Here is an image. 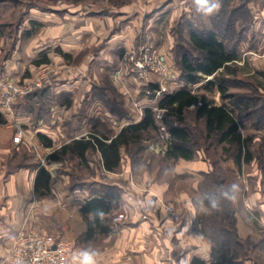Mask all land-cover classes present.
<instances>
[{
  "label": "crops",
  "instance_id": "crops-1",
  "mask_svg": "<svg viewBox=\"0 0 264 264\" xmlns=\"http://www.w3.org/2000/svg\"><path fill=\"white\" fill-rule=\"evenodd\" d=\"M4 1L6 0H0V61L4 60L0 66V92L3 81L11 79L9 77H18L26 70L28 63L25 61H35L46 55L48 63L58 71L59 84L55 91L72 93L77 87L87 97L86 100L77 102L80 106L84 104L86 108L87 114L83 118L77 122L69 118H53L56 124L51 123L42 132L53 140V151L74 139L90 138L92 135L110 137L107 140L109 142L123 127L142 119L139 115L136 118H118L101 101L96 98L89 100L96 83L91 77L97 76L100 70L113 67L119 61L115 54L119 47L132 46L133 27L128 26L134 19L130 18L129 7L121 13H115L112 9L105 12L94 0L90 4L52 5L48 9L30 6L25 18L20 15L18 22L10 25L4 17L1 18V15L5 16ZM17 7L18 4L14 3L12 10ZM120 16H125V21L130 20L124 23L126 30L119 25ZM8 29L11 32L13 30V33ZM129 35L130 40L127 38ZM8 43L13 45L9 54L4 56L2 53ZM36 66L34 62L28 66L27 77L30 71H35ZM107 72L111 73L110 70ZM115 75H118L117 71ZM123 88L126 93H132L129 87ZM136 92L140 94V91ZM194 108L195 106L190 107ZM16 112L14 111V115L4 113L7 123L0 124V264H7L11 243L23 228L24 202L28 199L32 203L38 199L34 193V180L38 169L27 179L22 165L9 164L11 146L17 144L13 141L16 130L12 121L17 119L22 123L24 120L20 115L15 117ZM103 128L109 131L108 135L102 134ZM149 146L151 147L150 144ZM168 147H155L156 156L160 154L167 157ZM125 152L123 150L121 165L115 171H108L103 167L100 151L93 152L98 163L90 159L88 164L82 166L98 175L80 178L77 189L73 191L70 186L67 190L62 188L61 192H57L55 186L60 185H54L52 181V192L57 197L52 200L47 198L44 210L50 211V215H59L60 208L76 207L77 215L84 201L94 195L110 201L112 215L124 214L123 220L113 222L112 233L100 236L104 242L98 251L101 253L100 264H192L194 258H201L204 264H219V257L217 253H213L212 244L199 231L198 218L204 205L199 182L202 173L212 168L210 161L203 157L202 152L193 159L174 160L167 157L171 161V171L165 176L161 163H155L152 156H143L146 163L139 173L140 180L136 181L133 175L134 161ZM244 164L239 170L244 169ZM60 165L59 161L53 162L48 168L53 178L59 175ZM230 166L233 170L238 168L233 160ZM253 170L251 173L256 177L254 194L240 201L242 214L239 212L237 198H234V205L238 208L239 234L243 237H260L261 247V243L264 244V237L261 235L264 233V213L259 222L250 221L251 218L246 213L249 204L264 207V197L257 194L263 187V170L257 167ZM246 183L238 184L237 188L242 185L247 188L248 181ZM161 200L172 202L179 209V220L170 217L160 208L158 204ZM144 214H147V218L143 217ZM80 226L79 231L68 227L64 233L80 237L86 229V224L81 219ZM262 246L264 249V245ZM79 249L85 248L79 247L77 250Z\"/></svg>",
  "mask_w": 264,
  "mask_h": 264
},
{
  "label": "rangeland",
  "instance_id": "rangeland-1",
  "mask_svg": "<svg viewBox=\"0 0 264 264\" xmlns=\"http://www.w3.org/2000/svg\"><path fill=\"white\" fill-rule=\"evenodd\" d=\"M90 1L91 0H6L4 1L6 2V8L3 11L5 16L1 15V18L4 17L6 22L10 23V25H14L15 21L18 22L20 15H23L25 18L26 12L29 11L30 6H39L40 8L48 9L52 5H61L65 3L74 5L90 4ZM94 1L97 2L96 4L98 7L105 9V12L112 9L115 13L116 11L121 13V11H125L126 7H129L128 9L131 11L130 18L132 17L134 19V22L131 23V21L128 26L129 28H131L130 26L133 27L134 41L132 46L128 48H125V46L119 47L118 51L115 52L119 61H116V64H114L113 67L111 66L109 69L105 68L104 70H100V73L97 76L91 77L92 80L99 85L100 89H102V95L104 98L100 97L99 93H96V95L93 93L89 100L93 101V98H96L107 106L108 110L113 107V109H115V113L112 114L118 118H128L130 116L136 118L139 115V109L134 106L133 103L135 101H140L144 105L146 104V106H148V104L155 106L159 104L160 99L166 93L174 92L185 85L199 95H207L215 103H222L223 98L216 88L210 91L209 89H205L203 87L207 80L212 79V76H208L206 79L197 84H187L185 82L182 77V70L178 60L176 61L175 48L180 42L186 50L190 51V53H193L194 55H197L196 50H194L188 42L190 30L189 25L193 24L196 28L204 30L214 29V25H216L218 21L220 24H224L225 31L228 32V34L226 33L229 37L228 43L231 46H237L241 53V60L232 67L237 70L236 73L226 74L230 83L229 89L238 95L246 94L252 98L255 105L252 110L253 114L244 121L242 131L244 134H252L255 140L252 144L254 157L252 161L244 164V169L239 170L237 166V170L231 169L230 163L231 160H233L232 158H222L221 165L225 169L229 168L228 182H231L233 185L235 184L238 186V184L246 183L248 181L247 188L242 187V185L241 188L236 189L234 194V197L238 199L240 207L239 212L241 214L242 204L240 201H242L244 197L248 198L252 196L255 192L254 189L256 187L254 180L256 177L254 176L255 174L251 173L254 171L253 169L255 167L263 170V187L258 190L257 194L259 197H264V75L261 74V72L264 73V0H225L226 2H229L227 7L224 5L223 0H213V2L219 4V8L216 11L220 12V15L217 19L213 17V14L211 16H205L201 12L197 11L198 6L196 5L195 0ZM14 3L18 4L16 10H12V5ZM123 19H125V16H120L118 18L119 25L123 26L126 30V24L124 23L130 20L128 19L125 21ZM0 21H2V19ZM231 23L234 25L230 27ZM8 30L10 33H13V30L12 32L10 29ZM127 38L130 40L131 36L129 35ZM144 43H150L158 53L165 57L162 70L156 73L157 75H160V77L152 75L149 80L150 84L156 83L160 86V88L158 90L150 89L151 93L148 95L146 94V91L144 92L143 90L144 86L142 87L138 82V79L135 77H120L118 76L119 74L115 75L116 71L118 73L121 60L127 51L137 49L139 45ZM12 45L13 44L10 43L6 44V50L2 53V55H8ZM3 61L4 60L0 61V66ZM33 62L34 60L31 59L25 61V63H28L26 67L28 68L31 63L33 64ZM37 67L39 66H36V68ZM27 68L18 77L13 76L14 78H9L16 80L24 79L27 77L26 73L29 72ZM108 70H110V74L107 72ZM32 74L33 72L31 73L30 71L29 76ZM56 83L58 85L59 80H56ZM124 86L129 87L132 93H126L123 88ZM136 91H140V94L138 95V92ZM57 94L58 93L54 90V94H50L49 97L38 98V100L34 102L32 100H21L16 104V109L14 108V111H17L15 113V117L20 115V117L24 119H22V123H19V121L15 119L23 131V138L20 142H16L13 139V141L17 144H13V146H11L12 153L9 157V164L11 166L22 165L27 179H29L35 170L40 166L50 168L53 162H58L49 158L54 146L45 147L39 140L38 133L46 131L45 129L51 126L50 124L54 123L53 121H56L52 120L53 118L60 117V119L64 120L69 118L70 120H75V122H77L87 114L86 108L83 106L84 104L82 106H80L81 104H77L78 101L87 99L86 96L84 97V93L81 94V92L77 90V87L74 88L71 93V97H68L72 100V104L70 106L65 102L66 97H59ZM152 94H155V97H152ZM30 103L34 105V109H29ZM96 110L101 111L99 108H96ZM192 110L194 109H189L186 112L188 115L187 119L189 121L194 119V114L191 113ZM251 121L257 124L260 123L259 127L256 128L250 125ZM12 122L15 127L14 120ZM163 123L166 126V131L168 132L167 122L164 120V117ZM201 125L202 123H198L197 133L198 128ZM15 130H17L16 127ZM101 132L103 135H108L107 133H109L106 128H103ZM197 135L200 138L199 133ZM200 141L203 142L204 139L200 138ZM159 145H164L165 148L168 147L169 137H162L158 128L157 130H150L143 133L141 140L135 141L130 146V150H125V153L129 154L134 161L135 169L133 175L136 181L139 179V173L143 170L142 166L146 163L143 156H152L155 163H161L164 175L171 171V161L167 158L168 156L164 157L160 154L159 156H156V150L154 148L159 147ZM223 145L225 146L226 144ZM223 145H220L217 148L220 151L219 154H222ZM158 151L159 150L157 149V153ZM90 159L95 163H98L94 153L90 154ZM59 162H61L60 173L57 178L52 177L54 185H60L55 186L57 192H61L62 188L67 190V187L70 186H72L71 191H73L77 189L80 178L84 176H96V174L98 175L95 171L85 169L80 160L71 155L66 156ZM65 183L66 185H64ZM54 197H57V195L51 191V193L46 197L36 196V198H38L37 201L34 200L30 203V200L27 199V202H24L23 229L27 227L28 229L35 228L48 236L54 237L55 239H72L74 240V248L76 250L79 247H83L99 251L104 244L101 240L102 238L98 237L97 240L92 242H83L81 238L82 234L80 237H76L74 235L64 233L65 228L68 227H72L79 231L81 229L80 219L85 223L81 213L76 215L75 212H78L76 207H73L72 209L60 208L61 212L59 215H50V211L44 210L46 209L45 203H47V198L52 200ZM166 202L168 203L169 201ZM76 204H78V201ZM248 207L249 209L246 210V213L251 218L250 221L259 222L261 215L264 213V207L261 205L251 204H249ZM175 208L178 212V218L176 219L179 220L181 217L180 211L176 206ZM236 209L238 211V208ZM208 210V206L204 204L202 206L201 214ZM112 216L113 222H118L114 220L116 215ZM261 235L264 237V233ZM240 237L244 239L246 238L242 235H240ZM253 239L256 242L260 241V237H253ZM261 244L264 245L263 243ZM262 245L261 247H256V249H253L251 252L249 251V260H252V262L249 263L246 261L245 264H264V249ZM225 253L227 252H217L219 261L221 260V255Z\"/></svg>",
  "mask_w": 264,
  "mask_h": 264
},
{
  "label": "trees",
  "instance_id": "trees-1",
  "mask_svg": "<svg viewBox=\"0 0 264 264\" xmlns=\"http://www.w3.org/2000/svg\"><path fill=\"white\" fill-rule=\"evenodd\" d=\"M223 1L227 7L229 2ZM219 13L215 11L213 17L217 19ZM233 25L231 23L230 27ZM214 27V29L203 30L190 24L188 42L196 50L197 55L186 50L180 42L175 48V54L185 82L197 84L208 76H212V79L207 80L203 87L210 91L216 88L223 102L216 104L207 95H199L185 85L174 92L166 93L160 99L159 106L166 109L164 120L167 122L170 141L167 156L174 160L193 159L202 152L203 157L209 160L212 166L209 171L202 173V179L199 182V192L203 203L209 208L198 218L200 233L212 244L213 253L227 252L221 255L219 264H245L250 258L249 251L260 246V242H256L251 236L244 239L238 234L237 209L233 199L223 195L228 192L231 197L236 191H232L233 184L228 182L229 168L225 169L221 165V160L232 158L238 169H241L244 163L253 159L252 144L255 138L252 134H244L242 126L244 121L253 114L255 105L249 95H238L230 91L226 74L236 73L237 70L232 67L241 60V53L237 46H231L228 43V32L225 31L224 24L218 21ZM48 62L46 55L34 61L37 66ZM261 74L264 75L262 72ZM56 80L58 77L51 84L21 97L18 101L32 100L34 102L38 98L49 97L50 94H54L57 87ZM143 86L144 92L148 88L152 90L160 88L156 83ZM92 90L95 95L99 93L100 97L104 98L102 89L96 83ZM57 95L66 97L67 105L72 104V100L68 98L71 97L70 92H60ZM151 96L155 97V94ZM33 106L30 103L29 109H34ZM192 106H195L191 111L194 119L189 121L186 112ZM110 111L115 113L113 107ZM5 123L7 119L0 108V124ZM198 123H202L198 133L200 138L204 139L203 142L197 135ZM259 124L251 121L250 125L257 128ZM157 129L155 111L148 105L144 108V115L139 122L126 125L109 142L107 140L110 137L95 135L90 138L74 139L55 149L49 158L53 161H61L71 155L78 158L82 165H86L90 160V154L100 151L103 167L108 171H115L121 165L123 150H130V146L135 141L142 139L143 133ZM38 138L45 147H53V140L46 134L38 133ZM220 145H223L222 154H219L220 151L217 149ZM52 181L49 169L40 166L34 180L35 195L48 196L52 191ZM213 200L217 202L215 208L212 207ZM80 213L86 224V229L81 236L83 242L95 241L98 237L114 231L112 204L105 197L94 195L88 197L81 205ZM192 264H204V261L201 258H194Z\"/></svg>",
  "mask_w": 264,
  "mask_h": 264
},
{
  "label": "built area",
  "instance_id": "built-area-1",
  "mask_svg": "<svg viewBox=\"0 0 264 264\" xmlns=\"http://www.w3.org/2000/svg\"><path fill=\"white\" fill-rule=\"evenodd\" d=\"M165 57L158 53L153 45L144 43L137 49L127 51L119 65L118 74L120 76L135 77L141 86L149 84L150 76L160 72L164 66ZM58 77V71L52 64H42L35 69L33 74L22 80L7 79L1 86L0 108L6 114L14 115L15 104L21 97H24L35 90L51 84ZM151 90L146 89V94ZM134 106L139 109V116L144 115V105L140 101H135ZM155 111V121L162 137L169 136L166 126L163 123L165 108L158 105H151ZM15 122L16 132L14 140L20 142L23 138V131ZM163 209L170 217L178 218V212L172 203L164 200L159 201ZM147 218V214L143 215ZM124 219V214L114 217L115 221ZM75 243L72 239H55L35 228H22L14 237L8 257L7 264H16L17 260H22L23 264H66L71 254L75 251Z\"/></svg>",
  "mask_w": 264,
  "mask_h": 264
},
{
  "label": "clouds",
  "instance_id": "clouds-1",
  "mask_svg": "<svg viewBox=\"0 0 264 264\" xmlns=\"http://www.w3.org/2000/svg\"><path fill=\"white\" fill-rule=\"evenodd\" d=\"M197 11L201 12L205 16H211L219 8V4L213 2V0H195ZM237 185H232V191L235 192ZM225 197L234 199V196H229L228 192L223 193ZM212 207H217V202L213 200ZM100 256L97 250L92 248L79 249L74 251L66 264H100ZM16 264H23L22 260H17Z\"/></svg>",
  "mask_w": 264,
  "mask_h": 264
}]
</instances>
